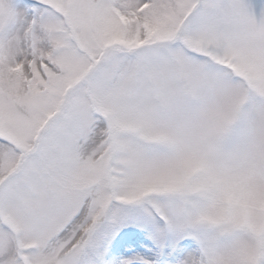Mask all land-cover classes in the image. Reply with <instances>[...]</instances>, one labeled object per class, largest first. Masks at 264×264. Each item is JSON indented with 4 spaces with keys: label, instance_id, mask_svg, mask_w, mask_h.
I'll return each instance as SVG.
<instances>
[{
    "label": "snow or ice",
    "instance_id": "6c2138e0",
    "mask_svg": "<svg viewBox=\"0 0 264 264\" xmlns=\"http://www.w3.org/2000/svg\"><path fill=\"white\" fill-rule=\"evenodd\" d=\"M0 264H264V0H0Z\"/></svg>",
    "mask_w": 264,
    "mask_h": 264
}]
</instances>
